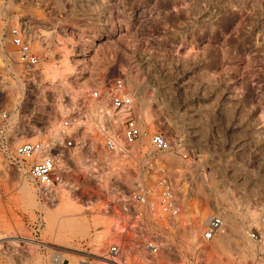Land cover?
Segmentation results:
<instances>
[{
	"label": "rangeland",
	"instance_id": "obj_1",
	"mask_svg": "<svg viewBox=\"0 0 264 264\" xmlns=\"http://www.w3.org/2000/svg\"><path fill=\"white\" fill-rule=\"evenodd\" d=\"M4 7L0 113L10 115L12 155L29 140L56 154L64 119L74 122L69 133L96 148L106 135L89 94L124 78L144 132L181 149L158 155L146 180L173 182L180 222L161 255L142 254L140 263L264 264L248 236L264 215V0H5ZM6 21L23 28L39 67L18 63ZM141 141L148 146V136ZM90 158L98 164L76 158L70 188L41 194L0 156V237L10 239L0 246V264H55L56 250L63 264H115L100 258L113 237L111 208L135 180L103 154ZM213 216L226 226L202 244Z\"/></svg>",
	"mask_w": 264,
	"mask_h": 264
},
{
	"label": "built area",
	"instance_id": "obj_2",
	"mask_svg": "<svg viewBox=\"0 0 264 264\" xmlns=\"http://www.w3.org/2000/svg\"><path fill=\"white\" fill-rule=\"evenodd\" d=\"M4 4L5 0H0V16L4 15ZM5 34L17 51L20 65L28 70L40 66L42 58L34 51L21 26L6 21ZM89 96L94 102L98 129L106 135L96 148L79 141L77 133H69L68 130L73 129L74 122L72 119H64V142L56 154H53L54 149L51 146L42 141H27L21 143L12 155L5 136L10 115L2 111L0 156L17 165L41 194L70 188L76 173L77 157H81L82 162L87 160L88 163L92 164L94 161L98 164V160L90 156L103 154L111 161L120 163V175L131 177L135 183L127 194L120 191L119 203L111 208L114 220L113 237L104 258L116 264L127 262L128 259H134L135 264H141L139 260L142 259V254L145 259L161 255L164 245L168 244L175 226L180 222L183 208L173 182L162 178L153 185H147L146 180H150L156 173L158 155L181 149L179 146L173 147L162 133L144 132L137 115L138 102L128 88L126 79L118 78L102 83L92 89ZM144 136L149 138L148 146L141 141ZM183 156L187 157V154ZM223 231V219L218 216L210 217L206 220L200 241L202 244L211 242ZM248 236L259 245V256L264 260V215L260 225L250 229ZM123 251L130 253V256H123Z\"/></svg>",
	"mask_w": 264,
	"mask_h": 264
},
{
	"label": "bare ground",
	"instance_id": "obj_3",
	"mask_svg": "<svg viewBox=\"0 0 264 264\" xmlns=\"http://www.w3.org/2000/svg\"><path fill=\"white\" fill-rule=\"evenodd\" d=\"M10 121V119H9ZM30 141V140H29ZM32 141V140H31ZM26 186V185H25ZM28 188V187H27ZM30 190V189H29ZM29 190L27 189V191L29 192ZM46 195V194H45ZM33 200V199H32ZM260 213V211H259ZM258 216L260 214H257ZM255 218H257L256 216H254ZM225 225V224H224ZM226 226V225H225ZM250 227V226H249ZM227 229V228H226ZM248 233H249V230H248ZM225 235V234H224ZM9 238L7 236H3V237H0V246H2L3 243H6ZM12 241H15L16 243L17 242H20V243H29V244H34L36 243V241L34 239H31V238H24V237H16L15 239H13ZM212 242V241H211ZM53 262L55 264H63L64 263V260H66V257L64 255V252L62 250H56V252L53 253ZM100 258H102V260L104 261H107L105 258H103L102 256H100ZM114 263V262H113ZM116 264V263H115Z\"/></svg>",
	"mask_w": 264,
	"mask_h": 264
}]
</instances>
